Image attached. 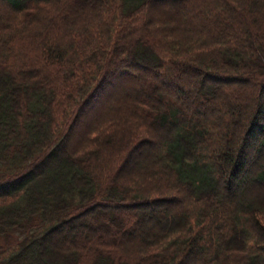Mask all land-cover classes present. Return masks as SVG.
<instances>
[{"label":"trees","instance_id":"trees-1","mask_svg":"<svg viewBox=\"0 0 264 264\" xmlns=\"http://www.w3.org/2000/svg\"><path fill=\"white\" fill-rule=\"evenodd\" d=\"M0 264H264V0H0Z\"/></svg>","mask_w":264,"mask_h":264},{"label":"rangeland","instance_id":"rangeland-1","mask_svg":"<svg viewBox=\"0 0 264 264\" xmlns=\"http://www.w3.org/2000/svg\"><path fill=\"white\" fill-rule=\"evenodd\" d=\"M100 98V102L98 103V104H96V103H92L89 107H91V106H94L95 104H96V107H95V110L93 111V112H95L96 110H98L106 101H109L112 97H108V95H107V97H105L104 95H102V96H100L99 97ZM101 104V105H100ZM86 113H87V116L89 117V116H91L92 114H93V112L92 113H90V111H87V109H86V111H85ZM142 150V149H141ZM135 155L136 156H138L139 157V152H135Z\"/></svg>","mask_w":264,"mask_h":264}]
</instances>
